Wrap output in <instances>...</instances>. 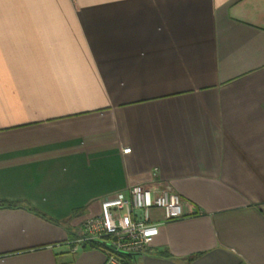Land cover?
Returning a JSON list of instances; mask_svg holds the SVG:
<instances>
[{
  "label": "crops",
  "instance_id": "0c3cea01",
  "mask_svg": "<svg viewBox=\"0 0 264 264\" xmlns=\"http://www.w3.org/2000/svg\"><path fill=\"white\" fill-rule=\"evenodd\" d=\"M152 184L135 264H264V0H0V264H104L68 242Z\"/></svg>",
  "mask_w": 264,
  "mask_h": 264
},
{
  "label": "built area",
  "instance_id": "2783aa9c",
  "mask_svg": "<svg viewBox=\"0 0 264 264\" xmlns=\"http://www.w3.org/2000/svg\"><path fill=\"white\" fill-rule=\"evenodd\" d=\"M183 205L170 185H134L126 195L103 199L100 214L84 220L68 244L75 253L96 243L106 255L104 264H128V259L135 264L159 235L161 223L153 221V212L159 211L165 222L178 220L186 216Z\"/></svg>",
  "mask_w": 264,
  "mask_h": 264
},
{
  "label": "trees",
  "instance_id": "16d2710c",
  "mask_svg": "<svg viewBox=\"0 0 264 264\" xmlns=\"http://www.w3.org/2000/svg\"><path fill=\"white\" fill-rule=\"evenodd\" d=\"M0 207H16V203H9V202H5V201H0ZM92 248V249H100V246L96 243H86L83 248ZM128 264H132L131 260L128 259L126 260Z\"/></svg>",
  "mask_w": 264,
  "mask_h": 264
}]
</instances>
